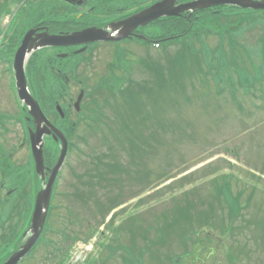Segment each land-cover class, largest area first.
I'll list each match as a JSON object with an SVG mask.
<instances>
[{
	"label": "rangeland",
	"instance_id": "1",
	"mask_svg": "<svg viewBox=\"0 0 264 264\" xmlns=\"http://www.w3.org/2000/svg\"><path fill=\"white\" fill-rule=\"evenodd\" d=\"M102 1L91 0L89 7L106 8L109 0ZM139 2L129 5L134 9ZM4 3L0 36L10 33V24L14 36L21 35L43 16L55 21L81 12L58 0ZM262 28L228 31L225 53L217 51L220 41L214 37H204L190 54L134 41L121 64L113 63L112 47L98 45L69 68L77 78L66 98L50 85L48 57L41 53L31 64L33 88L53 121L59 119L57 102L75 101L80 89L86 94L72 118L79 120L78 134L86 143L71 150L45 240L56 243L62 255L89 241L95 248L90 264H129L132 257L137 264H264V85L249 92L232 89L239 80L243 89L264 83ZM7 84L0 73V154L28 176L31 154L16 121L20 102ZM113 85L120 87L106 88ZM25 178L23 230L33 210L32 182ZM185 198L193 204L186 207ZM177 203L182 209L175 213ZM181 213L191 224L186 244L173 232ZM200 218L206 224L198 228ZM144 231L155 247H143ZM40 248L24 264H41L45 247Z\"/></svg>",
	"mask_w": 264,
	"mask_h": 264
},
{
	"label": "flooded vegetation",
	"instance_id": "2",
	"mask_svg": "<svg viewBox=\"0 0 264 264\" xmlns=\"http://www.w3.org/2000/svg\"><path fill=\"white\" fill-rule=\"evenodd\" d=\"M91 0H68L66 2L62 1L63 4L70 7V10H73L74 13H77L75 10H80L79 16L76 18L69 17H62L60 19H55L54 17H50L49 15L43 16L44 18L39 20L35 25L31 26L25 32L21 33V35H15L11 32L5 34L0 41V73L6 76L8 80L7 84V91L15 95L17 97V87H16V80H15V72H14V58L16 55L17 50L19 49L22 40L24 39L25 34L29 30H35L36 34H41L44 32H48L51 35H71L75 32H81L87 28L97 27L103 30H110V26L114 23L121 22L129 17V0H109L108 5L106 8H102L98 10L95 7H89ZM160 0H142V2H149L146 5V8L152 6L153 4L157 3ZM102 4L105 3V0L101 2ZM182 3V1H179ZM97 9V10H96ZM84 10V11H83ZM216 12L218 10H215ZM14 36V37H13ZM98 45H106L112 47L113 51V63L121 64L123 58L125 57L126 53L128 52L129 48V40L120 41L117 43H96L90 44L87 46H70V47H58V48H44L41 50L34 51L27 62L26 66V77L29 86V90L31 94L37 99L39 102L43 112L45 113L47 119L53 124L55 128H57L60 132H62L68 142L69 147L70 143H74L79 140L82 136L78 134L79 120L72 119L74 116L77 117V113L75 112V105L78 102V97L81 92H84V97L82 103L86 99V94L84 89H80L79 95L76 97L75 101H66V106L63 104L61 105L65 116L69 117L68 120H55L53 121L47 111L44 110L42 106V101L36 95L35 90L33 88L34 80L32 78V62L35 60V63L38 62V57L41 53H46L48 60L49 71H50V78L51 84L50 85H57V88L62 93V97L66 98V93L71 91V84L74 86V81L69 74V68L74 66L73 64L76 61L77 63H82L79 57H82L89 49L97 47ZM84 49V52L77 53L78 51ZM111 63V61H109ZM76 83V81H75ZM80 83V82H79ZM77 85V84H76ZM80 86V85H79ZM16 103V101H15ZM81 103V106H82ZM57 104H59L57 102ZM55 106V110L57 107ZM18 110L17 112H21L20 117L16 120L18 122V126L21 130L22 137L24 143L27 146L28 142H31V131H36V124L34 119L30 116L29 108L25 104H17ZM76 113V114H75ZM1 116V113H0ZM22 116L25 118V123H23ZM77 119V118H76ZM45 141V181L39 176L36 172L35 163L31 160V166L28 167V176L22 174L23 169H16L11 166V159L10 157H6L0 154V264L6 259V252L10 249L11 254L18 252L22 246L28 241L31 237V233L27 232V226L24 227L23 230V218H22V204L25 198L21 197L23 191V183L22 180L26 176L25 180L32 182L33 189V197H32V207L34 209L37 194L40 190L44 188L46 182H48L53 166H50L46 160V156H48L49 148L52 151L58 150L60 154L61 150V139L59 138L56 132H51L44 137ZM2 150L0 149V153ZM31 153V151H30ZM59 156V155H58ZM8 158L9 166L6 167V162ZM14 170V171H10ZM40 185V187H39ZM39 188V190H38ZM19 193V196H17ZM21 204V206H20ZM31 222V220H30ZM30 227V226H29ZM26 233V234H25ZM46 235L41 238V241L37 247L33 249V252L29 255V258L35 255V253L39 252L42 248L45 247L44 251L47 253L42 254L39 256L41 264H53L54 263V255L51 248V243L47 242ZM40 248V250H38ZM48 249L51 251L48 252ZM38 250V251H37ZM49 255V256H48ZM28 258V259H29ZM38 260V257H35ZM27 259V260H28ZM27 260L25 262H27Z\"/></svg>",
	"mask_w": 264,
	"mask_h": 264
},
{
	"label": "water",
	"instance_id": "3",
	"mask_svg": "<svg viewBox=\"0 0 264 264\" xmlns=\"http://www.w3.org/2000/svg\"><path fill=\"white\" fill-rule=\"evenodd\" d=\"M177 1L178 0H163L162 2H159L144 11L129 17V19L121 23L114 24L111 26V30L113 33H117L116 36H113V34L108 31L96 28L87 29L68 36L50 35L48 33L36 34L35 31H29L26 34L22 45L16 53L14 71L19 99L29 108V113L36 124V131L31 132V148L37 174L41 176L44 181L46 169L43 153V139L45 135L51 134V131H55L62 140V149L58 162L53 168L51 176L48 182H46L45 188L38 193L36 198L35 210L30 229L32 236L26 244L18 252L14 253L4 264H19L21 260H23L31 252L35 244L38 242L50 208L54 184L65 164L68 154V142L66 138L47 120L39 103L29 92L25 66L30 55L34 51L44 48L82 46L99 42H118L132 38L133 36L144 40V37L134 35V32H136L139 28L146 27L162 18L180 17L186 13L192 14L195 11L210 8L232 6L241 9L264 11V0H197L195 2L176 6ZM82 99L83 94L79 97L76 104L78 111L80 109ZM57 110L63 116L62 109L57 107Z\"/></svg>",
	"mask_w": 264,
	"mask_h": 264
},
{
	"label": "trees",
	"instance_id": "4",
	"mask_svg": "<svg viewBox=\"0 0 264 264\" xmlns=\"http://www.w3.org/2000/svg\"><path fill=\"white\" fill-rule=\"evenodd\" d=\"M9 0H5L4 5H8ZM129 5V15L132 13V10L130 9ZM220 21L226 22V25L223 27L216 26L217 23ZM263 24L262 28V35L261 39L264 43V12H253V11H243L235 8H227L222 10L220 13H215L214 11H202L199 13H195L193 15L186 14L184 16L178 17V18H165L154 25L151 26L152 34L146 35L149 38L156 39V40H164L165 46H172V45H178L181 46V49L184 50H193V45L202 40L204 37H208L207 32H215V35H219L222 38L227 37L228 31H236L238 32L242 28H244L246 25H261ZM150 28V30H151ZM189 52V51H188ZM193 53V52H189ZM264 55V52H263ZM264 85V83H260L255 81L250 86H246L247 90L255 89L258 85ZM120 86H118L119 88ZM114 88L112 90L118 89ZM115 94V93H113ZM132 94V90L129 89V96ZM93 112V111H92ZM97 115L92 116L93 120L96 119ZM86 143V141H85ZM52 157V158H51ZM48 159V163L53 165L55 162V158L51 156ZM8 166V164H7ZM186 199V207L192 205L193 203L190 201V199ZM176 209H174L175 213L176 210L182 209V207L177 203ZM55 212V207L53 206L52 212ZM31 215V214H30ZM183 219L182 223L178 224V229L173 228V232L178 233L180 237L183 236L184 244L189 240V237L186 236V233L189 231H185L186 229H190L191 224H187V220L189 218V215L186 218L183 213H181ZM51 217V216H50ZM197 222L198 228L203 227L206 223L200 218ZM193 222V223H195ZM164 230V227H163ZM181 231V232H180ZM142 236H140V239L145 241L143 247L149 248L154 244L155 247V241L148 238L147 233L140 232ZM136 233H134L133 230H129V235L134 236ZM178 237V236H177ZM182 240V241H183ZM167 240H165V243ZM157 245V243H156ZM134 247L137 245H133ZM57 244H53V252H57ZM56 250V251H54ZM186 252V250H185ZM137 258L132 257L131 261H129V264H137ZM62 262H59V258L57 256H54V264H61Z\"/></svg>",
	"mask_w": 264,
	"mask_h": 264
}]
</instances>
